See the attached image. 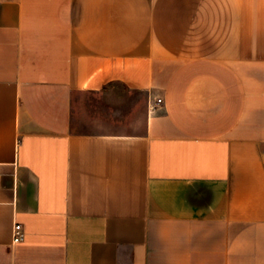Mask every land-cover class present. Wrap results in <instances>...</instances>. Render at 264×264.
Masks as SVG:
<instances>
[{
    "label": "crops",
    "instance_id": "obj_1",
    "mask_svg": "<svg viewBox=\"0 0 264 264\" xmlns=\"http://www.w3.org/2000/svg\"><path fill=\"white\" fill-rule=\"evenodd\" d=\"M0 264H264V0H0Z\"/></svg>",
    "mask_w": 264,
    "mask_h": 264
},
{
    "label": "built area",
    "instance_id": "obj_2",
    "mask_svg": "<svg viewBox=\"0 0 264 264\" xmlns=\"http://www.w3.org/2000/svg\"><path fill=\"white\" fill-rule=\"evenodd\" d=\"M163 102L162 98H158L156 103L153 105V107H156L158 105H160ZM24 238V228L23 225L21 223H16L15 227H14V238L13 241L15 243L22 241Z\"/></svg>",
    "mask_w": 264,
    "mask_h": 264
},
{
    "label": "rangeland",
    "instance_id": "obj_3",
    "mask_svg": "<svg viewBox=\"0 0 264 264\" xmlns=\"http://www.w3.org/2000/svg\"><path fill=\"white\" fill-rule=\"evenodd\" d=\"M97 100L99 101L98 103H100V105H98L97 107L100 109V110H102L103 112L105 111V110H107L105 107H106V101L105 100H103L102 98H100V97H98L97 98ZM97 103V104H98ZM121 106H123V105H121ZM120 106V107H121ZM123 108V107H122ZM124 108H125V106H124ZM105 112H107V111H105ZM114 123V122H113ZM120 122H118V123H116L115 122V124H117V125H114V124H111V126L112 127H120V124H119ZM76 126H77V128H79V129H87V128H89L90 127V123L88 124V122H86V121H81L80 122V120L79 121H77V124H76Z\"/></svg>",
    "mask_w": 264,
    "mask_h": 264
}]
</instances>
